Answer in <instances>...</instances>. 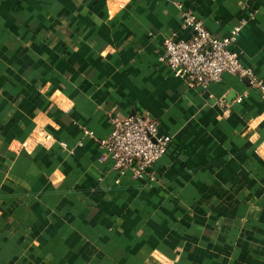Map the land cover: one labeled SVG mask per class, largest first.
I'll use <instances>...</instances> for the list:
<instances>
[{
  "label": "crops",
  "instance_id": "1",
  "mask_svg": "<svg viewBox=\"0 0 264 264\" xmlns=\"http://www.w3.org/2000/svg\"><path fill=\"white\" fill-rule=\"evenodd\" d=\"M184 9L264 84V0H0V264H264V97L174 75ZM138 112L172 137L140 176L99 143Z\"/></svg>",
  "mask_w": 264,
  "mask_h": 264
},
{
  "label": "built area",
  "instance_id": "2",
  "mask_svg": "<svg viewBox=\"0 0 264 264\" xmlns=\"http://www.w3.org/2000/svg\"><path fill=\"white\" fill-rule=\"evenodd\" d=\"M183 25L191 29V35L167 38L161 55L174 75L185 78L191 85L207 86L220 80L224 72H235L259 87L264 97L262 80L252 66L240 60L233 48L242 23L220 35L207 28L193 10L184 9ZM111 123L108 134L99 139L103 157H109L120 170L132 168L136 176L146 174L166 153L172 140L170 134L161 131L159 121L146 112L114 116Z\"/></svg>",
  "mask_w": 264,
  "mask_h": 264
}]
</instances>
